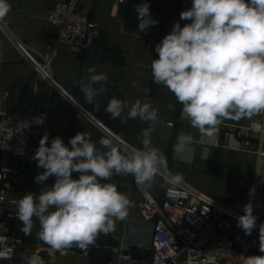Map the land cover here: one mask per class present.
I'll return each mask as SVG.
<instances>
[{
    "label": "crops",
    "instance_id": "0c3cea01",
    "mask_svg": "<svg viewBox=\"0 0 264 264\" xmlns=\"http://www.w3.org/2000/svg\"><path fill=\"white\" fill-rule=\"evenodd\" d=\"M60 0H10L11 11L0 20V94L11 92L15 100L31 97L37 120L43 119L45 134L50 139L61 136L68 144L77 133L88 134L92 141L109 138L124 154L142 148V131L148 124L139 118L112 119L105 111L109 100L116 96L126 103L136 100L149 102L158 113L153 125L151 144L166 157L167 169L162 170L146 188L138 185L133 175H113L102 183H113L132 202L124 220H116L111 235L120 242L114 249L110 264H149L152 258V224L143 219L138 203L144 192L162 199L168 187H185L222 203H231L247 196L256 172V157L251 153L257 141L241 137L232 127H259L264 124L262 113L240 119L223 118L222 124L214 129L212 144H201L198 129L191 127L189 120L182 116V105L166 87L153 82L151 61L158 58L156 45L171 32L175 22L181 25L182 11L191 7L192 0H77L78 6L91 12L97 25L96 43L87 49L76 50L68 44L57 45V28L48 20L49 8ZM68 1V0H62ZM147 2L150 13L159 22L141 32L136 7ZM83 50L84 53H83ZM50 58V73L55 81L38 78L32 66V59ZM83 65L82 69L81 66ZM95 67L96 72L88 69ZM103 73L108 79L94 87L99 89L94 103L89 104L80 90V84H87L91 75ZM135 82V84L133 83ZM74 98L82 106L79 110L72 102ZM180 134L193 136L194 155L181 159L173 151V145ZM39 142L29 145L24 163L25 174L14 194L20 198L26 193L39 194L44 186H51L55 177L44 184L36 182V176L44 171L33 159ZM241 146L239 149L238 146ZM50 146V141H49ZM206 148L208 159L202 158ZM14 164V159L7 155ZM180 175L181 180L170 184L169 175ZM79 173H73L78 178ZM31 234L22 231V222L16 217L9 219L8 228L24 240L14 251V259L23 264L35 258L37 264H89V251L79 253L71 249L46 248L37 236L39 220L33 218ZM132 246L141 249V257L125 254ZM47 250V261L39 253ZM54 250V252L52 251ZM149 250L146 257L145 251Z\"/></svg>",
    "mask_w": 264,
    "mask_h": 264
},
{
    "label": "clouds",
    "instance_id": "9594fccd",
    "mask_svg": "<svg viewBox=\"0 0 264 264\" xmlns=\"http://www.w3.org/2000/svg\"><path fill=\"white\" fill-rule=\"evenodd\" d=\"M10 11V0H0V20ZM136 11L141 32L158 24L147 2L138 5ZM180 20L190 22L183 26L179 20L175 22L156 45L158 58L150 66L153 82L174 94L182 105V116L199 130L201 144H212L221 119L238 120L264 111V0H192ZM88 71L95 73L96 68ZM107 79L99 73L91 75L87 84H80L87 103L95 104L99 89L94 85ZM105 111L122 122L136 118L146 122L142 148L124 154L109 138L94 142L81 132L66 144L61 136L50 139L45 134L33 156L44 169L36 182L44 184L53 176L56 179L39 194L26 193L16 202V216L25 235L31 234L35 217L40 224L37 236L53 249L73 245L87 249L100 234L115 231V221L124 220L133 206L115 184L101 181L110 180L114 174H130L138 185L149 188L167 169L166 157L151 144L158 113L149 102L138 99L129 104L113 96ZM43 122L42 118L37 120V124ZM193 143L192 135L180 134L173 151L178 158L191 159ZM206 152L204 148L202 158L208 159ZM73 173H79L78 178ZM167 179L176 184L181 176L169 175ZM243 212L238 225L250 235L258 219L253 204H246ZM259 233V251L264 253V223ZM29 264H37V260L33 258ZM243 264H264V255L243 256Z\"/></svg>",
    "mask_w": 264,
    "mask_h": 264
},
{
    "label": "built area",
    "instance_id": "2783aa9c",
    "mask_svg": "<svg viewBox=\"0 0 264 264\" xmlns=\"http://www.w3.org/2000/svg\"><path fill=\"white\" fill-rule=\"evenodd\" d=\"M47 17L57 28V45L68 44L82 50L96 43V22L87 8L78 6L77 0L57 1L49 8ZM50 64V58L32 59L37 79L54 84ZM70 98L83 110L78 101ZM261 113L264 120V111ZM232 127L241 137L257 141L256 149L251 151L256 157V172L247 196L222 203L185 187H168L162 199L144 192L138 208L153 227L149 264H243V256L264 255L259 251V226L264 223V124L246 128L233 123ZM45 130V124H37L31 97L15 100L11 92H1L0 264H23L14 259V251L24 240L9 230L8 222L17 217L19 197L13 192L25 174L29 145L40 141ZM7 155L14 159V164ZM249 202L258 218L250 235L238 225V217L244 214V206Z\"/></svg>",
    "mask_w": 264,
    "mask_h": 264
},
{
    "label": "water",
    "instance_id": "95a60500",
    "mask_svg": "<svg viewBox=\"0 0 264 264\" xmlns=\"http://www.w3.org/2000/svg\"><path fill=\"white\" fill-rule=\"evenodd\" d=\"M190 21H188L189 23ZM85 50H83L84 53ZM83 65L81 66L82 69ZM43 244L46 248H51L47 242L43 241ZM120 247V242L115 239L114 236L109 234H100L97 238L95 244L90 245L87 249H81L76 246L65 247L66 249H71L79 253L89 251V264H110L114 257V249ZM54 252V250H52ZM125 254H131L133 258L141 257V249L137 246H132L131 249L124 251ZM146 257L149 255V250L145 251ZM39 257L47 261L50 258V253L47 250H43L39 253Z\"/></svg>",
    "mask_w": 264,
    "mask_h": 264
}]
</instances>
